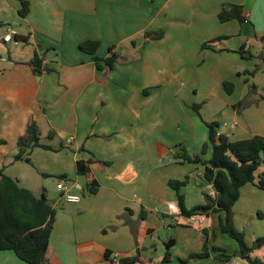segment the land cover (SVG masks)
<instances>
[{"label": "crops", "instance_id": "crops-1", "mask_svg": "<svg viewBox=\"0 0 264 264\" xmlns=\"http://www.w3.org/2000/svg\"><path fill=\"white\" fill-rule=\"evenodd\" d=\"M28 1L22 18L20 0H0V169L37 198L48 200L51 176L80 197L65 202L56 184L45 264H111V252L137 254V264H247L218 261L235 251L219 242L224 215L184 217L168 182L187 179L180 189L187 210L214 193L204 166L174 158L210 159L206 124L230 141L264 137V0ZM233 5L244 21L219 22L221 8ZM85 41L98 43L94 55L79 49ZM34 55L51 70L36 74ZM32 121L50 149L33 148L29 164L15 156ZM78 161L92 162L94 194ZM263 191L241 188L232 209L238 229L239 219L264 217ZM250 257L264 262V245ZM0 264L26 263L4 251Z\"/></svg>", "mask_w": 264, "mask_h": 264}, {"label": "trees", "instance_id": "trees-1", "mask_svg": "<svg viewBox=\"0 0 264 264\" xmlns=\"http://www.w3.org/2000/svg\"><path fill=\"white\" fill-rule=\"evenodd\" d=\"M21 1L19 15L24 18L29 13V1ZM155 1V0H151ZM221 23L236 20L240 23L244 21L240 6H223L218 14ZM163 36L162 31L153 35L158 40ZM98 48L97 42L85 41L79 44V49L85 53L94 55ZM98 65V58H94ZM116 61V56L112 53L104 60V64L111 69ZM29 64L33 67L36 74L43 71L49 72L51 69L42 68V61L34 55ZM253 74V73H251ZM227 84V83H226ZM227 86V85H226ZM252 91L254 88H251ZM264 99V98H263ZM242 105V104H241ZM198 112V107H194ZM209 129V145L211 147V157L204 161L199 157H189L182 154L174 155L175 159L201 164L204 166V179L210 183L214 193L204 194L205 203L187 210L184 204V197L180 189L187 183L184 181H169L168 185L176 192L180 214L190 218L195 215L210 217L211 214L224 216L219 219V229L222 234H226L236 241L238 249L233 255L217 257L220 262L230 261L232 258H240L247 264H264L259 259H252V251L264 245V237L253 241L252 246L248 247L244 242L243 233L238 232L233 226V206L240 197V190L247 184H253L258 189L264 190V137L254 136L249 139L230 141L226 136L218 134L215 123L206 124ZM52 136V135H50ZM0 144L3 141L0 140ZM208 145H204L202 153ZM18 153L16 161H25L31 164L28 157L33 148L49 147L40 145V133L35 122H31L25 134L17 141ZM90 161H78L76 172L79 176L88 178V188L91 194L97 189L96 181L90 176ZM55 210L49 204L45 195L37 198L29 190L19 186L18 182L4 173L0 169V254L4 251H11L15 256L26 264H45L46 253L49 248L50 234L53 228ZM171 242L165 244L166 253L163 262H167L170 256L169 249ZM207 244H204V249ZM204 253L192 255L191 258H202ZM108 257V255H107ZM122 264H137L139 257L136 254L133 258L121 259Z\"/></svg>", "mask_w": 264, "mask_h": 264}, {"label": "rangeland", "instance_id": "rangeland-1", "mask_svg": "<svg viewBox=\"0 0 264 264\" xmlns=\"http://www.w3.org/2000/svg\"><path fill=\"white\" fill-rule=\"evenodd\" d=\"M48 180L46 181V185L47 187L50 189V193L48 195V200L49 202L52 203V201L54 199H58L59 198V191H57L56 189V184L59 182V177H56V176H51L49 178H47ZM66 182V186L69 187L70 184ZM68 184V185H67ZM264 193V191H263ZM234 217V215H233ZM241 218V217H240ZM254 220H251L249 221L247 224H243L240 222V219H239V229L234 225V222H233V226L234 228L240 232V233H243V236H244V242L245 244L248 246V247H251L252 246V243L254 241L255 238H261V237H264V217L262 215V218L259 219L257 216L255 218V221L253 222ZM180 230H185L186 233H184L183 235H188L189 236V232L190 230H187V228H179ZM218 229V228H217ZM194 233V232H192ZM218 233V236H219V242H221V239H225L226 241H230V242H227L226 244L228 245V243H233L235 244L234 247H235V251H237L238 249V246H237V243L235 240H233L232 238H230L229 236H227L226 234H222L220 229H219V232ZM180 237H181V234L179 233L178 234ZM196 235H200V234H197ZM253 235H255V238L253 237ZM224 236V237H223ZM194 239L196 238L195 237V234L194 236H192ZM221 238V239H220ZM230 246V245H229ZM230 248V247H229ZM229 250H232V249H229ZM235 251H232L231 253H228L229 255H233Z\"/></svg>", "mask_w": 264, "mask_h": 264}, {"label": "built area", "instance_id": "built-area-1", "mask_svg": "<svg viewBox=\"0 0 264 264\" xmlns=\"http://www.w3.org/2000/svg\"><path fill=\"white\" fill-rule=\"evenodd\" d=\"M2 39H3V42L9 43L13 39V34L10 31H8V33H6ZM70 140L71 139H67L66 142L70 143ZM57 189L62 192V194H63L62 197H63V200L65 202H69V203L79 202V200H80L79 196L69 195L66 193L65 183L63 180L59 181V183L57 184ZM121 259H123V258H121L119 253H117V252H111L108 255V260L111 264H122Z\"/></svg>", "mask_w": 264, "mask_h": 264}]
</instances>
